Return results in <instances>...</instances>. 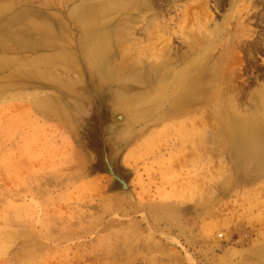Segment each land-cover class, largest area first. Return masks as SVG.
<instances>
[{
  "label": "rangeland",
  "instance_id": "374dc122",
  "mask_svg": "<svg viewBox=\"0 0 264 264\" xmlns=\"http://www.w3.org/2000/svg\"><path fill=\"white\" fill-rule=\"evenodd\" d=\"M76 4L0 0V264H264V168L202 149L186 117H122L80 52Z\"/></svg>",
  "mask_w": 264,
  "mask_h": 264
},
{
  "label": "bare ground",
  "instance_id": "6f19581e",
  "mask_svg": "<svg viewBox=\"0 0 264 264\" xmlns=\"http://www.w3.org/2000/svg\"><path fill=\"white\" fill-rule=\"evenodd\" d=\"M74 1L80 52L114 88L122 117L152 125L186 117L179 131L198 135L202 149H217L235 167L264 168V79L253 85L247 74L264 45V0H195L185 15L183 0ZM256 3L263 10L251 14ZM212 7H227L221 21ZM253 16L260 31L246 23Z\"/></svg>",
  "mask_w": 264,
  "mask_h": 264
}]
</instances>
